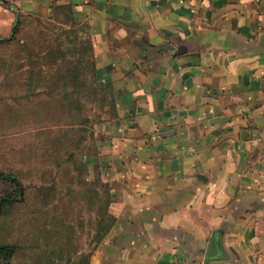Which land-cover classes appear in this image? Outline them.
Segmentation results:
<instances>
[{"label":"crops","instance_id":"crops-1","mask_svg":"<svg viewBox=\"0 0 264 264\" xmlns=\"http://www.w3.org/2000/svg\"><path fill=\"white\" fill-rule=\"evenodd\" d=\"M0 0L68 6L114 96L77 172L114 222L87 264H264V0Z\"/></svg>","mask_w":264,"mask_h":264},{"label":"rangeland","instance_id":"rangeland-1","mask_svg":"<svg viewBox=\"0 0 264 264\" xmlns=\"http://www.w3.org/2000/svg\"><path fill=\"white\" fill-rule=\"evenodd\" d=\"M15 14L0 37V173L18 182L0 179V264H86L114 217L107 185L76 164L113 91L67 7Z\"/></svg>","mask_w":264,"mask_h":264},{"label":"trees","instance_id":"trees-1","mask_svg":"<svg viewBox=\"0 0 264 264\" xmlns=\"http://www.w3.org/2000/svg\"><path fill=\"white\" fill-rule=\"evenodd\" d=\"M65 7H67V10L71 13L73 20H74V21H77V17L74 15V13H72L70 7H68V6H65ZM17 22H18V19H17ZM86 28L88 29L87 24H86ZM91 51H92V49H91ZM93 65H94V63H93ZM0 179H3V180H10V181H12V182H14V183H16V184L18 185V182H17L14 178H12L11 176H9V175H7V174L0 173ZM0 248H1V247H0ZM86 264H87V263H86Z\"/></svg>","mask_w":264,"mask_h":264}]
</instances>
